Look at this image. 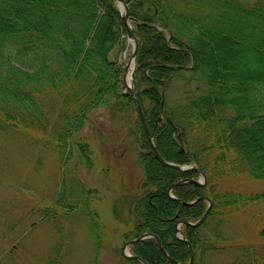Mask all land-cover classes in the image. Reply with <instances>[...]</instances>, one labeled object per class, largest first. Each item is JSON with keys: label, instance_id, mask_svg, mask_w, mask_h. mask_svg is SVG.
<instances>
[{"label": "trees", "instance_id": "trees-1", "mask_svg": "<svg viewBox=\"0 0 264 264\" xmlns=\"http://www.w3.org/2000/svg\"><path fill=\"white\" fill-rule=\"evenodd\" d=\"M125 2L137 40L133 89L153 142L163 158L195 164L205 183L182 182L172 188L177 199L168 194L174 182L197 173L164 165L150 151L135 100L123 91L118 56L126 29L116 0H0V129L46 131L60 160L71 145L90 167L92 148L80 131L93 123L90 113L107 109L143 166L141 192L130 201L137 220L125 240L155 235L132 242L130 253L147 264H187L188 245L175 235L174 221L198 220L207 202L178 198L205 195L212 202L206 218L182 230L192 264H208L209 255L232 247L223 218L264 202V188L220 186L236 175L264 182V0ZM234 60L241 68L228 69ZM56 261L54 255L49 264ZM222 264H264V250L240 245Z\"/></svg>", "mask_w": 264, "mask_h": 264}, {"label": "rangeland", "instance_id": "rangeland-1", "mask_svg": "<svg viewBox=\"0 0 264 264\" xmlns=\"http://www.w3.org/2000/svg\"><path fill=\"white\" fill-rule=\"evenodd\" d=\"M124 44L120 63L126 39ZM227 68L241 67L234 60ZM176 83L174 79V98ZM89 117L93 123L86 121L80 133L92 148L90 167L79 163L71 145L66 149L69 158L61 161L54 143L46 140V131L0 129V264H49L54 255L57 264H91L94 258V264H128L121 256L137 220L130 201L141 192L143 166L114 115L103 108ZM196 173L191 178L205 183ZM220 186L250 192L263 189L264 182L236 175ZM168 194L173 195L172 190ZM58 198L62 205L55 203ZM84 201L87 207L81 204ZM263 218L264 202L225 216L221 230L232 247L209 255L208 264L229 261L240 245L264 250V237L259 234ZM182 225L178 224L181 230Z\"/></svg>", "mask_w": 264, "mask_h": 264}, {"label": "water", "instance_id": "water-1", "mask_svg": "<svg viewBox=\"0 0 264 264\" xmlns=\"http://www.w3.org/2000/svg\"><path fill=\"white\" fill-rule=\"evenodd\" d=\"M117 1H118L119 5H121V7H122V9L120 10V13H121L122 23H123V25L125 26V29H126V41H127V39L129 37L132 38V49H131V52H130V55H129V59H130V61L132 60L133 61V64H134L135 53H136V48H137V40H136V37H135V35L133 33V28H132V26H131V24L129 22V19H128V8H127V4H126L125 0H117ZM121 66H122V81H123V85H124V88H125L124 93L125 94H128V95H131L134 98V100H135L136 107H137V111H138V114H139V117H140V120H141L143 129H144V133H145L147 142L149 143V146H150V151L153 152V154L156 157V159L159 162H161L162 164L167 165V166L172 167V168H176V169L181 170V171H185V170H189V169L195 170V171L199 172V174L202 176L203 179H205V175L201 171V169L196 168V167H191V166L182 165V164H178V163H175V162L168 161L165 158H163L161 156V154L158 152V150H157V148H156V146H155V144L153 142V138H152L153 132L152 131L150 132V130H149L148 126H147V123L145 121V118H144V115H143L142 108L140 106L139 100L137 99L135 90L133 89V83H132V70H133V68L131 69V72H130V83L127 84L126 74H127V71H128L129 63H125V61L123 59L121 61ZM182 182H190V183H195V184H201V182L199 180H197V179H194V178H186V179H183V180H179L177 182H174L168 188V191H170L171 188H173L175 185L180 184ZM170 196H172L173 198L177 199L176 197H174L171 194H170ZM200 199L207 200L208 205H207L206 210L202 214V216L195 223L190 222L186 218H179L175 222V232H176V236L178 238H180L181 240L186 241L187 242V245H188V249H189V253H190V257H189L188 264H192L193 258H194V253H193L191 244L183 236L182 230L178 227V224L181 223V224H187V225H193V226L200 225L204 221V219H205V217H206V215H207V213H208V211H209V209L211 207V201H210V199L208 197H205V196H199V197H197L196 199H194L192 201H184V200L178 198V200L182 204H184V205H191V204L195 203L196 201H198ZM150 236L155 237V235H153L151 233H144V234H142V235H140V236H138L136 238H131V239L127 240L125 242V244H124V248H123L124 250L122 251V254L124 256H126V257H132L134 259H137L142 264H147V262H145L144 260H142L137 255H131V254L127 253L126 252V248H127V246L130 243H132L134 241H138V240L143 239L145 237H150ZM156 239H157V242H158V245H159L160 249L165 253V250H164V248H163V246H162V244L160 242V239L159 238H156ZM174 262L176 264H178L177 261H174Z\"/></svg>", "mask_w": 264, "mask_h": 264}, {"label": "bare ground", "instance_id": "bare-ground-1", "mask_svg": "<svg viewBox=\"0 0 264 264\" xmlns=\"http://www.w3.org/2000/svg\"><path fill=\"white\" fill-rule=\"evenodd\" d=\"M122 9L121 5H120V10ZM131 46H132V38H128L127 41H126V46H125V52L123 53V59L125 61V63H129V67H128V71H127V74H126V81H127V84L130 83V72H131V69L133 67V61L129 59V55H130V50H131Z\"/></svg>", "mask_w": 264, "mask_h": 264}]
</instances>
